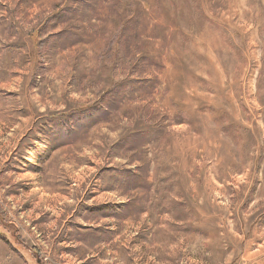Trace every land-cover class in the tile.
Instances as JSON below:
<instances>
[{
    "label": "rangeland",
    "instance_id": "rangeland-1",
    "mask_svg": "<svg viewBox=\"0 0 264 264\" xmlns=\"http://www.w3.org/2000/svg\"><path fill=\"white\" fill-rule=\"evenodd\" d=\"M23 32L24 104L58 116L44 179L65 162L66 184L0 176V264H264V0H0V41ZM10 94L3 111L22 103ZM101 172L111 191L136 176L131 212L93 192Z\"/></svg>",
    "mask_w": 264,
    "mask_h": 264
},
{
    "label": "crops",
    "instance_id": "crops-1",
    "mask_svg": "<svg viewBox=\"0 0 264 264\" xmlns=\"http://www.w3.org/2000/svg\"><path fill=\"white\" fill-rule=\"evenodd\" d=\"M23 33L24 34L20 33L22 36V44L13 49L7 48L9 44L5 41H0V102L3 100L2 102L4 103V100L10 93V95L17 98V100L23 99L20 107L16 110L3 111V107H0V130L2 131L0 134V176L11 177L15 175L18 178V185L26 189L27 192H60L65 189L64 186L66 183L64 182L65 174L60 173L58 170L65 168V162H61L63 165H59L61 164L59 162V164L55 166L57 169V172L54 175L55 188L48 187L46 181L48 175H51L47 169H50L51 167L52 159L50 154L52 148L50 149V147L52 145L51 141L53 139L54 129L57 125L56 121L58 116L53 109V105L50 104V101H48L47 105L41 108V110H34L24 104L26 97L31 96L38 89H34V86L32 85V80L35 79L34 62L37 61V54L34 48L35 36L33 37L34 34L36 35V32H30V34H28L29 32H26L27 34L25 32ZM36 39H39V35ZM18 42H15V44ZM16 49H19L18 53L20 54H14L16 56L13 58L12 52ZM12 90L13 92H11ZM50 92V86H48V94ZM64 118H66V116H64ZM62 129L65 131L67 130L63 125ZM62 139L65 140L66 137H62ZM40 154H45L46 157L41 159L43 155ZM76 166L79 167L76 176L80 182H83V176L85 175L80 176L79 173L82 169L80 165ZM119 172H122V174L120 175ZM110 174L124 176L125 172L118 170L113 171ZM132 174L135 173L133 172ZM46 176L47 178L44 179ZM128 176L127 185L121 184L123 179H118V181H115L117 184L114 183V189L111 191L110 189L106 190L104 188L103 177L105 176L104 173L101 172L95 183L97 189L93 192L101 194V192L104 193L109 191V193L118 192L119 194H127L125 195V198L121 197L120 199L122 200L123 198L124 200L119 201L116 205H122L120 209H128L127 211L131 212L134 201L136 200V196L134 195L137 191L135 185L136 176L133 175L134 179L132 180V185L130 183L131 173L128 174ZM73 186L80 188L82 184ZM117 187H119L120 190H118ZM131 193L135 197H131ZM97 198H100V195L97 196ZM116 211H120L119 208H117ZM81 214L82 210H79L78 216ZM111 218L112 221L116 219L111 217V215H104L102 218L98 219L102 222ZM124 223H132L131 217H129ZM120 236L124 235H121V233L115 235V242ZM135 237L136 234L131 235L130 233L125 236V238L128 239H136ZM53 244H55V247H64L65 245V248L70 249L68 251H71L72 253L70 255L67 254V256H71L72 260H74L72 257L73 255H78V247L81 245L80 240L78 241L74 238L68 240L64 245L61 240ZM102 244L104 248L105 241H103ZM257 255H263L264 259V240L258 242Z\"/></svg>",
    "mask_w": 264,
    "mask_h": 264
},
{
    "label": "trees",
    "instance_id": "trees-1",
    "mask_svg": "<svg viewBox=\"0 0 264 264\" xmlns=\"http://www.w3.org/2000/svg\"><path fill=\"white\" fill-rule=\"evenodd\" d=\"M3 222V217L1 216V213H0V223ZM36 257V259L40 262V257H38V254L34 255Z\"/></svg>",
    "mask_w": 264,
    "mask_h": 264
}]
</instances>
